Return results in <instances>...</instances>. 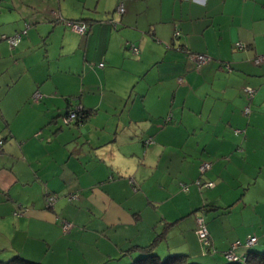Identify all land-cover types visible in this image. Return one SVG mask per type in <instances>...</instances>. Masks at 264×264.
Here are the masks:
<instances>
[{"label": "crops", "instance_id": "crops-1", "mask_svg": "<svg viewBox=\"0 0 264 264\" xmlns=\"http://www.w3.org/2000/svg\"><path fill=\"white\" fill-rule=\"evenodd\" d=\"M59 17L90 21L85 38ZM26 24L14 47L0 39V259L129 264L153 244L159 259L226 264L237 240L238 256L251 236L264 248V0H0V35ZM99 58V72L85 64ZM78 105L89 114L63 127Z\"/></svg>", "mask_w": 264, "mask_h": 264}, {"label": "built area", "instance_id": "built-area-1", "mask_svg": "<svg viewBox=\"0 0 264 264\" xmlns=\"http://www.w3.org/2000/svg\"><path fill=\"white\" fill-rule=\"evenodd\" d=\"M117 10L119 13H121L123 11V7L122 5H118L117 6ZM69 25H71L75 30H77L79 33L84 34L87 32L88 26L83 23V22H67ZM29 26V24H26L25 27L23 29H21L20 31L14 33V34H10V35H6V34H1L0 38L4 39L7 41V43L9 44L10 47L15 46L21 38L22 33L26 32L27 27ZM178 35V30L174 31L173 36L176 37ZM129 49L131 50V52L133 54H137L139 49L136 45L134 44H127ZM235 46L237 48H243L244 44L237 41L235 43ZM192 59L195 61L196 67L201 66L202 64H204L207 60H209V56L207 54H203V53H192L191 54ZM254 63L259 64L262 61H264V54H259L257 56L254 57L253 59ZM100 66H102L103 64L100 63ZM226 70H230V67L225 64L224 65ZM245 92L246 95L248 97V99H250L253 94H254V88L250 87V86H246L245 88ZM40 97V94L38 92H35L33 94V99L37 100ZM81 108L80 105L76 106L73 110H71L68 114H66L65 116H63V121L65 124H70L73 121H75L77 119V111H79V109ZM244 113H248L250 111V106L249 104L245 105L243 108ZM235 131L239 132L240 130L236 129ZM151 141V139H147L146 142ZM2 143V140H0V145ZM208 168H210V162L208 161H203L200 163L199 165V172L203 173L204 171H206ZM195 183L198 186H205V187H212L214 185L213 181H204L201 182L200 179L195 180ZM180 187L183 191H187L188 190V185L185 183H181ZM76 194H71L69 196V198H75ZM55 196L54 195H47L46 196V203L49 205L52 204V202L54 201ZM15 213H19V212H15ZM72 227V224L66 220L62 221L61 223V228L64 232H67L70 230V228ZM195 233L199 239V241L201 242V244L206 247L209 246L210 244V239H209V234H208V230L204 221V218L202 216H197L196 217V227H195ZM256 237L255 236H251L249 238H247L244 242L245 245H251L254 244L256 242ZM241 244V242L239 240L233 242L231 244V246L225 250L223 252V257L228 260V261H235V260H239L240 257L233 251V249L237 246H239Z\"/></svg>", "mask_w": 264, "mask_h": 264}, {"label": "trees", "instance_id": "trees-1", "mask_svg": "<svg viewBox=\"0 0 264 264\" xmlns=\"http://www.w3.org/2000/svg\"><path fill=\"white\" fill-rule=\"evenodd\" d=\"M56 19L57 20H61L62 22L64 21L65 24H68L67 23L68 21L69 22H81V20H83V19L70 20V19H64V18L62 19L61 17L56 18ZM86 22L88 23V25H90V21H86ZM87 23H86V25H87ZM88 29H89V27H88ZM26 32H27V29H26ZM24 34H26V33H22V35H24ZM22 35H21V37H22ZM137 54H134V55H137ZM75 107L76 106H74L73 108L66 109L64 114H62V115L65 116L71 110H73ZM88 114H89V111L81 107L79 109V111H77V119L76 120H82ZM254 244H251V245H245L244 244L248 248L247 252L244 254V256H239L240 259L239 260H235V261L226 260L227 261L226 264H264V248H260L258 246H254ZM152 246H153V244L145 246V247H142L140 249V252H143V253H141L142 255L138 259L132 261L129 264H200V263L191 261L184 254L170 255V256H167L164 259H159L158 256L155 253L152 252ZM0 264H43V263L42 262H38V261H34V260H29V259H26V258L20 256V255H16L15 254L12 257L8 258V259H0Z\"/></svg>", "mask_w": 264, "mask_h": 264}, {"label": "rangeland", "instance_id": "rangeland-1", "mask_svg": "<svg viewBox=\"0 0 264 264\" xmlns=\"http://www.w3.org/2000/svg\"><path fill=\"white\" fill-rule=\"evenodd\" d=\"M61 22V21H60ZM108 22L110 23V25L113 27V24L110 22V20H108ZM63 23V22H62ZM65 24V23H64ZM65 26H66V28H68L69 30H71V31H74L76 34H79L83 39L85 38V36H86V34L84 35V34H81V33H79L77 30H75L71 25H68V24H65ZM2 40H4V39H2ZM110 43V41L108 42L105 38H104V41H103V39L102 40H100V44H99V50L97 51V53L94 55V57L97 59L99 56H100V54H101V52L102 51H104L105 52V50H106V48H107V46H108V51H106L107 53H111V51L113 50V47L111 46V44H109ZM126 42L125 41H123L121 44H120V48H122V49H126V50H128L130 53V55L132 56H135L131 51H130V49L129 48H126L125 47V44ZM104 44H106V46H105V48L104 49H102L103 48V46H104ZM102 60V58H99V61H101ZM100 63H102L103 65L105 64L106 65V61H104V60H102ZM87 66H88V68L89 69H91V70H97V72H99V70L100 69H98V68H100V65H99V63L95 60V61H89V62H86L85 63ZM103 67V66H102ZM79 74L81 73V72H78ZM57 74V76L59 77L61 74L59 73V72H57L56 73ZM55 74V75H56ZM71 76H73V78L76 80V82H77V78L79 77V75L78 74H76V75H73V74H71ZM87 78H89V79H91V80H94V78H90L89 76H87L86 77V79ZM65 80H66V78H65ZM70 81H72V79H69ZM94 81H91V83H93ZM78 83V82H77ZM99 87H100V89L99 88H97V92L98 93H100V92H102V90H103V87H102V85L100 86V85H98ZM78 91L80 90L79 89V84H78ZM38 93L40 94V97L39 98H41V99H45L46 97V95L47 94H45V93H41V92H39L38 91ZM83 97L85 98V100L86 101H89V102H92L91 101V98L89 97V96H87L86 94H84L83 95ZM38 98V99H39ZM90 99V100H89ZM28 103L30 104V107H33L35 110H36V112L37 113H41V112H43V108L44 107H41L40 105H36V104H34L35 103V99H33V95H32V99L30 98L29 99V101H28ZM60 119H61V122H62V125H63V127H68L69 125L68 124H65L64 123V121H63V115H61L60 116ZM41 129L39 130V134H41ZM195 184V183H194ZM195 186H198L197 184H195ZM200 190H203V189H205V188H209V187H205V186H199L198 187ZM182 190V189H181ZM203 214V213H202ZM199 216H202V215H199ZM203 217V216H202ZM204 217H205V215H204ZM200 242V241H199ZM245 242V241H244ZM200 244H201V242H200ZM202 245V244H201ZM204 248V247H203ZM204 251H205V248H204ZM206 252V251H205Z\"/></svg>", "mask_w": 264, "mask_h": 264}]
</instances>
